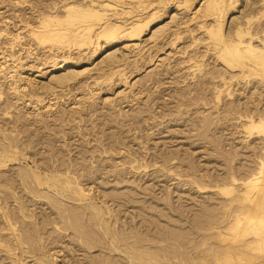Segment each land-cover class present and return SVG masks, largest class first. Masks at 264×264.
<instances>
[{
	"label": "rangeland",
	"instance_id": "1",
	"mask_svg": "<svg viewBox=\"0 0 264 264\" xmlns=\"http://www.w3.org/2000/svg\"><path fill=\"white\" fill-rule=\"evenodd\" d=\"M58 1L0 0V78L19 76L18 63H32L34 70L20 76L19 94L0 80V264H264V227L258 224L264 194L231 182L229 174L247 172L262 148L264 160V120L250 130L253 115L239 114L252 98L251 110L258 106L253 103L261 85L264 90V65L252 53L240 60L233 55L229 64L223 53L228 39L242 40L243 48L251 38L259 45L254 26L264 20V0H234L224 40L190 20L192 8L179 5L185 0H113L114 10L126 6L147 20L154 3L165 8L163 14L171 10L142 38L146 53L155 40L171 35L169 45L159 48L163 54L157 57L152 47V61L145 55L134 69L129 52L114 47L71 72L41 77L47 71L41 56L53 43L39 45L31 34L40 30L38 15ZM182 52L208 53L213 60L185 62ZM12 55L19 59L15 64ZM119 65L124 75L103 78ZM211 68L227 70L226 79ZM68 85L73 91L64 95ZM225 179L232 184L228 193L204 188ZM90 206L102 211L99 219Z\"/></svg>",
	"mask_w": 264,
	"mask_h": 264
},
{
	"label": "bare ground",
	"instance_id": "2",
	"mask_svg": "<svg viewBox=\"0 0 264 264\" xmlns=\"http://www.w3.org/2000/svg\"><path fill=\"white\" fill-rule=\"evenodd\" d=\"M196 1L197 0H185L184 2H179V5L188 4V8H192L191 9V13H190V20H194L195 23L198 25V27L200 29H203L205 31V33L207 35H209V37H211V38L214 37V39L215 38L217 39V37H218L219 40H224V35H223L222 30H223L225 19L227 18V16L229 15V13L231 11L230 8L234 5V0H198V2H196ZM113 2H114L113 0H59L48 11V13L46 12L47 11L46 10L44 13H40L38 15V17H37L38 23L37 24H39L38 28L40 30L39 31H34L35 33L33 32L31 35L33 37L37 38L36 40L39 41V45H40V43H42L40 41H43V43H42L43 45H45L44 44L45 42L48 45L47 41H51V44L53 43V46H51V50L46 52V53H44L41 56L42 57V61H43L42 63L44 65H47L46 66L47 71L41 77H44L45 75H53V74H55L57 72H63V71L67 72V73L71 72L72 69H75V68H77V67H79V66H81L83 64H86V63L90 62L93 59H96L101 54L105 53L106 50L112 49L114 47H120V49H123L126 52H129V54L131 55L133 64H134V69H139L140 68L137 65V61L144 60L145 55H149L150 58H151L150 61H152L153 56H152V53L149 52V50L152 47H153V49L157 50V52H156V56L157 57H159L158 55L163 54V53H159V52H161L164 48H166V45H169V43L171 41L170 40L171 39V35L170 36H165V38H162L159 41L155 40L154 45L151 46L146 51V53H143L144 48H142V38L144 37L145 32L147 30H149L154 25L161 23V21L166 17L167 14H169V12L171 10L169 8H167L164 11V14H163V10L165 8L163 7V9H162L159 6V3H157V4L154 3L155 6H152V10H151L152 13L148 14V19L149 20H147V15L145 16L144 14H141V13L133 14L131 11H129L130 8L126 7V6L124 7V11L123 10H118V9L114 10L115 9L114 7H118V6H115L113 4ZM195 2L197 3L196 4L197 6L193 7L192 4H194ZM119 7L122 8L123 5L119 6ZM175 10H178V9H175ZM109 12H112V14H109ZM260 14L258 16H261ZM263 18H264V16H263ZM209 21L212 23L211 27L208 26ZM256 21H257V19H256ZM258 23H260V20H259ZM181 24H183V23H181ZM180 25H177L176 27H179ZM258 25H260V26L257 27ZM258 25L256 27L254 26V28H256L255 29L256 30L255 34H256V36H258L257 40L259 41V45L253 44V38H251L250 41L247 42V43L250 42L251 45L248 44L249 47L246 46L245 48H243V47L240 46L243 43L242 40H240L239 43L232 44V42L228 39V41L225 43V49L223 50V53L226 55L224 60H229V64H231L232 61L230 59L233 57V55L235 56V58H237V60L238 59L240 60V59H246L247 55L252 53V54H254V59L259 64L264 65V20ZM192 32L193 31H189V34H192ZM37 33H38V36H35V34H37ZM15 37H16V40L20 41L18 39V37H19L18 35H16ZM174 37H175V39L171 42V47L176 44L175 40H176L177 36H174ZM44 40H46V41L44 42ZM14 44L12 43V46ZM49 44H50V42H49ZM159 48H162V50L160 51ZM44 49H46V46H45ZM185 52L181 53V56H184V57L180 58V59H182L185 62H186V60H188V61L189 60H197V59H199L201 57L202 58L206 57L207 60H213L212 57H209L208 53H204V54L201 53V52L195 53L196 52V50H195V52L192 53V54H195V55L190 56V55H188V52H187V56H185L186 55ZM216 54H217V52L214 49V55H216ZM14 55H12L11 60H12V62L15 60V63H16V61L17 60L19 61V59L17 57L15 58ZM39 60H40V57H39ZM29 62H27V63H29ZM19 64L20 63H18V66H19V69H20L19 71H21L19 73V76L17 74H16L17 76L16 75L10 76V74L8 73L6 76H2V78H0V80L7 81V82H5L6 85L11 90L15 91L14 93H16L18 90H20L22 88L21 84L18 85V83H22V80L20 79V76L22 74H27V72L34 71V70H32L33 69L32 68V66H33L32 63L30 64L31 67L29 66V64H28V66H22V65H19ZM241 64H242L241 65L242 66L241 70L245 71V69L247 68L246 64L245 63H241ZM175 66H176L177 70L179 71L178 73L182 72V69H181L182 62H181V60H178L175 63L174 68H175ZM127 68L128 67L125 66V70H127ZM206 69H209V67L206 68ZM165 70H169V68H167ZM211 70H213L216 74H218L219 78L226 79V71L227 70L220 69V71H219L217 68H211ZM36 71L38 72V70H36ZM104 73H106V72H104ZM102 75H103V78H106V79L107 78L108 79H112V77L115 76V75L122 76V75H124V67L123 66L120 67V65H119L118 68L115 71L111 72V76H108L109 75L108 73H107V75H105V74H102ZM89 78H90V76H89ZM64 79H65V81H67V80L68 81H70V80L72 81V80H75L77 78H64ZM81 80L78 81V85L82 84L83 87L80 85L81 88H84V89L88 88V87L83 85ZM3 81H2V85H5V83H3ZM83 81H85V80H83ZM95 81H97V80H95ZM259 83H261V82H259ZM259 83H257L258 87H260ZM249 84H251V82H249ZM253 84H254V82H253ZM24 85H27V84L24 83ZM78 85L76 84V87ZM72 86L68 85V86H65L67 88H63L64 95H65V90L66 89H68V91L70 90L69 93H71V91H73L72 90L73 89ZM254 86H255V84L252 85V88ZM29 87H31V86H29ZM74 87H75V85H74ZM261 87H262V85H261ZM261 87H260L261 96H255L254 97L255 98L254 99V103L252 102L253 104H255L257 102L255 104V106L258 105L257 106L258 108L257 107L254 108L255 111L251 110L250 105H251V100H253V98H252L250 101L245 102L246 104H244V105L247 106V109H243V110H241V112H239L240 116L243 119H244V117L245 118H249L252 115L257 117V119L253 118V116L251 117V120L252 121L254 120V122H251L250 126L248 127V129H250V130H253L256 127V124L259 121L258 119H260V120L263 119L264 120V90L262 91ZM24 88L27 89L28 87L24 86ZM30 89L32 90V88H30ZM215 90H216V87H215ZM68 91L66 90L67 95H68ZM18 92H20V91H18ZM257 97H259V98L257 99ZM52 102H53V100H52ZM18 103L22 104V102H19V101H18ZM47 103H50V101H48ZM26 106H30V104H27ZM38 106H40V103H35V108L38 107ZM47 107L44 106L43 108L45 109ZM39 108H42V107L40 106ZM45 112L48 113V111H45ZM243 124L246 126L245 121H244ZM262 125H264V121L262 122ZM258 128H260V127H258ZM262 149L259 152V154H257V153L255 154L254 159L256 158V160L251 162L250 168H249V170L247 172H241L239 175H237L238 172L237 171H233L234 170L233 169L231 171V173H229L231 175V182L234 183L235 181H238V182H241L242 185L251 184V185H253V187L257 188L260 193L264 194V160L261 157ZM257 165L258 166L260 165L259 168H257ZM262 165H263V168H262ZM31 176H32V178H34V181H36L37 183H41L42 182L41 179H39V176H37L36 174H32ZM229 178L230 177L228 176V180H229ZM66 181L64 182V184L69 185L70 181L69 180H66ZM223 182H225V184H224L225 186L224 185H222V186L221 185H219V186L218 185H214V186H209V187H205L204 186V188L205 189L218 188L217 190H219V191L220 190L221 191L225 190L227 192H225V191L224 192L228 193V190H226V189L231 188L230 185H232V184L230 183L229 185H227L228 181L226 179L223 180ZM218 184H221V183L219 182ZM75 192H76V194H77V196L79 198H84L85 197L84 191L82 189H79V188L77 189L76 188ZM224 192L223 193L221 192V193L225 194ZM79 198H77V199H79ZM83 200H81V201H83ZM229 202H231V201H229ZM224 207L226 208L225 205H224ZM224 207L222 208V210L224 209ZM89 208H91L90 210H94L95 211L94 216L97 219H99L100 218V214H101L102 211L98 210L96 207H93V206L87 207V209H89ZM108 210L111 212L110 209H108ZM238 210L240 211L239 208L237 209V211ZM220 211H221V209H220ZM229 214H231V213H229ZM229 216H228V218H229ZM220 217H221V215H220ZM232 218H234V217H232ZM220 220H221V218H220ZM7 221L9 222L10 220L7 219ZM70 223L71 222L67 223L68 226H69ZM67 224H66V226H67ZM258 224L261 227H264V218H260L258 220ZM203 225H201V226L203 227ZM229 226H230V224H227L226 226L223 225V227L221 226L222 228L221 229L219 228V229L220 230H228L230 228ZM204 227H208V225H206V226L204 225ZM195 228L197 229L198 227H195ZM200 229H197L196 232L198 231L199 233L200 232L202 233V231H203L204 234H205V231L207 229L204 228L205 231H204L203 228H202L203 230L202 229L200 230ZM102 230H103V232L106 235H109V231H107L103 227H102ZM190 232H191V229H190ZM207 232H208V230H207ZM81 233H83V232H80L79 234H81ZM80 236L83 237L84 235L81 234ZM214 236H216V235H214ZM113 240H117V238L114 237ZM89 242H91V241H89ZM116 242H118V240ZM204 242L206 243V241L203 240V243ZM203 243L202 244L200 243L201 244L200 248L202 247ZM205 243H204V245H205ZM82 244H84V243H82ZM200 244H198V245H200ZM91 245L93 247V243ZM91 245H89V246H91ZM112 245L114 246V243H112ZM207 245H208V247H210L209 243ZM197 247H199V246H197ZM212 247L213 246H211V249H212ZM222 247L224 248V246H222ZM185 248L186 247H184V251H186ZM202 248L204 250V246ZM218 248H220V247L218 246ZM115 249H116V251H120V249H118L116 247H115ZM205 249H206V246H205ZM215 250L216 249H214L213 251L216 252ZM201 251H202V249H201ZM207 251H208V253H210L209 251H211V250H206V252ZM218 251H219V249H218ZM190 252H192V250ZM190 252H188V253H190ZM222 252H223V250H222ZM224 252H225V250H224ZM241 252H243V251H241ZM130 253H131V251H130ZM174 253H175V251H174ZM201 253H204V252L202 251ZM165 254L170 255L169 253H166V252H165ZM190 254H192V253H190ZM138 255H140V254H138ZM243 255H244V253H243ZM135 256L138 257L137 255H135ZM140 256H139L140 259L143 258L142 256L141 257ZM217 256L218 255H216V257ZM133 257H134V255H133ZM147 259L149 260L148 257H147ZM205 259H206V257H205ZM140 261H142V259ZM181 261L185 262V259L184 260L181 259ZM142 262H144V261H142ZM145 262H148V261L146 260ZM185 264H186V262H185Z\"/></svg>",
	"mask_w": 264,
	"mask_h": 264
}]
</instances>
